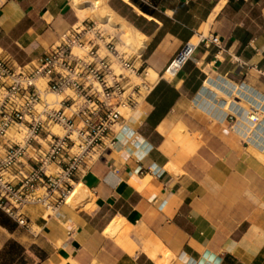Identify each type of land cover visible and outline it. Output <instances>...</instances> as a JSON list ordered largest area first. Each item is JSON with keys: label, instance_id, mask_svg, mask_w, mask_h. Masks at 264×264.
<instances>
[{"label": "crops", "instance_id": "crops-1", "mask_svg": "<svg viewBox=\"0 0 264 264\" xmlns=\"http://www.w3.org/2000/svg\"><path fill=\"white\" fill-rule=\"evenodd\" d=\"M102 10L136 37L146 75L126 81L149 89L74 176L63 218L0 210V264H264V0H0V50L29 64Z\"/></svg>", "mask_w": 264, "mask_h": 264}, {"label": "built area", "instance_id": "built-area-1", "mask_svg": "<svg viewBox=\"0 0 264 264\" xmlns=\"http://www.w3.org/2000/svg\"><path fill=\"white\" fill-rule=\"evenodd\" d=\"M198 44L182 46L165 70L169 78ZM124 69L146 75L96 19L67 30L60 43L26 65L0 50V210L19 225L29 227V206L64 217L74 176L103 157L108 133L138 103L140 86L149 89L144 81L128 83ZM130 136L119 131L113 140L125 159L133 153L126 149ZM144 143L135 140L139 147ZM67 227L72 230L70 220Z\"/></svg>", "mask_w": 264, "mask_h": 264}, {"label": "rangeland", "instance_id": "rangeland-1", "mask_svg": "<svg viewBox=\"0 0 264 264\" xmlns=\"http://www.w3.org/2000/svg\"><path fill=\"white\" fill-rule=\"evenodd\" d=\"M85 1H90V0H85ZM105 11H100L99 13H94V14H88V16H92V15H95L96 20H98L100 23H102L104 25V27H106L108 30L111 28V24H114V22H116L114 19H113V16L114 14L111 13V16L108 18V17H104L106 15L107 12ZM104 14V15H103ZM119 27V29H115V27L110 31L115 33L116 36L120 35V33H122L124 35V39L126 38L125 40V43L127 44L126 46L121 44V45H118V49L120 52H125L126 55H128L130 57V55H132V53L135 51L134 50V44L136 42V37H134V35H132L128 29H126L124 26L118 24L117 25ZM194 41L196 42L197 39H194ZM131 61L134 62V60L131 58ZM151 74L152 76H155V74H153V72L151 71ZM152 76L150 78H152ZM168 76V75H167ZM53 98V96H50ZM257 118H259V115H256Z\"/></svg>", "mask_w": 264, "mask_h": 264}, {"label": "bare ground", "instance_id": "bare-ground-1", "mask_svg": "<svg viewBox=\"0 0 264 264\" xmlns=\"http://www.w3.org/2000/svg\"><path fill=\"white\" fill-rule=\"evenodd\" d=\"M105 12H106V11H105ZM105 12H104V13H105ZM103 15H104V14H103ZM110 16H111V12H107L106 15H105L104 17H108V18H109ZM193 41H194V40H193ZM152 72H153V74H155L154 71H152ZM49 98H52V97H49Z\"/></svg>", "mask_w": 264, "mask_h": 264}, {"label": "trees", "instance_id": "trees-1", "mask_svg": "<svg viewBox=\"0 0 264 264\" xmlns=\"http://www.w3.org/2000/svg\"><path fill=\"white\" fill-rule=\"evenodd\" d=\"M141 7H143V9L147 10V8H145L144 6L141 5Z\"/></svg>", "mask_w": 264, "mask_h": 264}]
</instances>
